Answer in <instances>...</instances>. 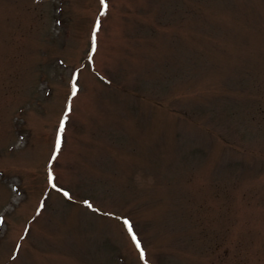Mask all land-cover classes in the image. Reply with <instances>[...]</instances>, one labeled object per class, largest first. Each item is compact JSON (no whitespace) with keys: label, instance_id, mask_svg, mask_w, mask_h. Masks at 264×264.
<instances>
[{"label":"rangeland","instance_id":"1","mask_svg":"<svg viewBox=\"0 0 264 264\" xmlns=\"http://www.w3.org/2000/svg\"><path fill=\"white\" fill-rule=\"evenodd\" d=\"M104 3L0 0V264H264V0Z\"/></svg>","mask_w":264,"mask_h":264},{"label":"snow or ice","instance_id":"2","mask_svg":"<svg viewBox=\"0 0 264 264\" xmlns=\"http://www.w3.org/2000/svg\"><path fill=\"white\" fill-rule=\"evenodd\" d=\"M102 3H104V0H102ZM104 7L107 8V4H106V3H104ZM73 94L75 95V91L73 92ZM61 131H63V122H62V124H61ZM57 148H59V139H58V141H57ZM64 194H65L66 196L68 195L67 192H65ZM85 203H88V202L86 201ZM88 206L91 207V204H89ZM125 224H126V226L128 227L129 232L132 234V238H133V240L136 242L137 247H139V246H140V242L137 240L135 234L132 232V226H131V224H130L127 220H125ZM141 254L143 255V251H142Z\"/></svg>","mask_w":264,"mask_h":264}]
</instances>
